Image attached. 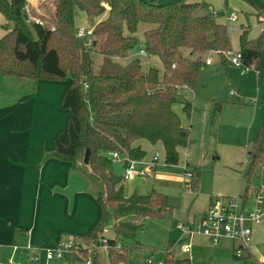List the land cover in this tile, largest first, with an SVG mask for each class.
Wrapping results in <instances>:
<instances>
[{"label": "trees", "instance_id": "1", "mask_svg": "<svg viewBox=\"0 0 264 264\" xmlns=\"http://www.w3.org/2000/svg\"><path fill=\"white\" fill-rule=\"evenodd\" d=\"M54 4L51 26L34 22L29 26L24 0H0V15L7 22L0 38V77L17 81L69 80L62 108L77 119L78 128L75 132L68 126V143L61 145L56 140L53 156L70 163L72 171L82 179L92 177L100 185L95 197L99 216L82 237L83 245L95 251L105 247L108 264H126V255L121 252L124 246L119 241L133 239L145 217L163 219L170 209L165 196L154 190L124 197L122 175L113 173L108 154L115 152L127 160L139 161L145 152L134 143L145 140L162 146L161 159L166 167L177 163V149L186 146L188 130L181 127L171 107L181 100L180 89H195L208 53L216 55L221 65H227L231 51L228 30L209 10L197 14L202 7L190 0H55ZM253 6L261 29L252 38L247 28L239 29L241 69L249 68L262 51L264 13ZM75 11L87 22H96L90 47L75 35ZM139 24L151 26L142 32L140 43L135 35ZM139 46L143 57L158 60V68L142 71L138 58L118 63L133 50L137 52ZM184 49L189 51L187 57L182 53ZM91 50L102 58L97 74L91 70ZM181 104L188 116L190 102L181 100ZM86 149L89 155L83 165ZM263 164L264 117L246 153V176L250 178ZM120 166L123 170L126 160ZM186 171L190 190L195 192L198 173ZM125 216L128 219L121 220ZM107 222L110 235L104 237L101 230ZM117 244L120 251L114 250ZM78 248V254L70 256L71 263L86 259V247ZM95 251L90 255V264H98ZM164 254L162 264H189L188 259L169 257L168 243Z\"/></svg>", "mask_w": 264, "mask_h": 264}, {"label": "crops", "instance_id": "2", "mask_svg": "<svg viewBox=\"0 0 264 264\" xmlns=\"http://www.w3.org/2000/svg\"><path fill=\"white\" fill-rule=\"evenodd\" d=\"M24 1V12L29 25L34 18L51 19L55 0ZM74 14L77 16V23L73 20L75 27H89L81 13L75 11ZM6 24L0 15V38L5 34ZM68 85L69 80L17 81L12 77H0V264L8 259L17 264L46 263L45 249H53L65 239L84 237L98 219L99 208L95 199L75 193L71 199L72 204L69 205L68 199L55 191L65 188L67 178L74 173L70 163L53 156L56 140L61 145H67L68 126L75 132L78 128L77 119L62 108V99ZM219 110L220 104L211 102L200 113L199 110H194V103L193 106L190 103L191 121L184 122L182 117L177 116L181 127L188 130V137L186 146L177 149L178 160L175 167L180 157L179 166L183 172L186 169L198 173L199 183L195 192L184 191L180 176L167 170L166 166L162 167L164 170L161 172L154 167L147 176L140 177L151 178L155 173V177L159 178L156 186L183 191L179 194L186 200L187 208L182 213L176 210L173 216L181 217L183 222L191 223L200 218L210 199L214 197H236L244 201L245 208H249L254 192L259 187H264V183L260 181L262 166L257 169V183L252 184L250 179L254 173L248 178L246 166L238 164L242 153L238 147L235 148L230 166H222L220 159L214 155L218 151ZM172 111L175 113L173 109ZM194 113L198 115L197 123L192 119ZM134 145L139 146L145 155L147 151L151 152L149 158L155 152L162 153L159 143L149 144L145 140H138ZM143 159L144 157L141 160ZM162 163L161 159L160 166H164ZM112 164H118L122 174L120 162ZM203 175L206 178L209 176V182L208 179L203 181ZM125 188L124 197L135 191L133 186ZM165 201L167 204L166 196ZM167 206L170 209L168 204ZM178 224H175L176 229ZM228 243L232 247V254L234 245ZM262 251L264 252V215L260 224L251 226L250 243L243 251L245 256L241 255V258H262ZM33 254L38 256L37 262H30Z\"/></svg>", "mask_w": 264, "mask_h": 264}, {"label": "rangeland", "instance_id": "3", "mask_svg": "<svg viewBox=\"0 0 264 264\" xmlns=\"http://www.w3.org/2000/svg\"><path fill=\"white\" fill-rule=\"evenodd\" d=\"M197 2L201 5V9L196 11L197 14L206 12L207 10L216 13L215 20L226 26L228 30V36L231 45V52H237V36L239 29L245 27L248 30L249 37H256L259 34L260 26L256 23L254 17V6L264 13V0H251V3L245 0H190ZM233 12L236 16V21L229 22L225 20V16ZM36 19V18H34ZM40 20L43 25L51 26L53 19L50 20ZM73 20L77 23V16L73 15ZM96 22H88L90 28L95 25ZM29 25V23H27ZM30 26V25H29ZM76 26V25H75ZM150 25L139 24L136 30V37L138 38V43L142 41V32L148 28ZM127 35V32H123ZM90 47V45H88ZM184 56H188L189 51L182 50ZM90 58L92 61V72L97 74L99 71L100 63L102 58L99 54L95 53V50H91ZM133 58H138L141 63L142 71L148 68L154 67L158 68L160 66L156 58L146 59L145 57L136 54V50H133L128 54V57L122 60H117L118 63L124 64ZM206 59H209V64L202 66L199 71L197 84L193 92L186 91V89H180L178 95L181 100H186L191 103L194 110H199L200 113L204 112V108L209 106L211 102L220 104V110L218 117L220 118L219 138L217 140L218 151L214 154L218 159H220L221 165L230 166L232 163V157L236 152L238 147L240 154L239 165L246 166V153L254 138L256 128L260 120L264 116V40L262 44V51L259 59L252 63L247 71L242 72L240 67L233 66L229 64L226 60L227 65H221L218 62V57L212 53H208ZM242 72V73H241ZM182 94V95H181ZM181 100L175 102L172 105V109L175 111L178 117H182L184 122L191 121V117L186 116V114L181 109ZM192 119L194 123L198 122V115L193 114ZM249 142V143H248ZM156 150L153 149V151ZM158 150V149H157ZM151 152L147 151L142 162H148L150 160ZM159 160L157 161L156 171H163L165 167L160 166V160L162 153L159 151ZM149 158V159H148ZM179 157L178 165L175 167H168L167 170L177 173L181 180L182 185L187 179L184 175L182 168L179 166L181 160ZM184 169V168H183ZM112 170L114 174L121 175V169L118 164H112ZM258 170L254 171V176L251 177V183H257ZM262 179L260 180L264 183V164L262 165V170L260 172ZM203 175V181L208 179L209 176ZM159 178L153 173L151 178H140L133 177L128 182H122L123 188L133 186L134 194L144 195L150 190L164 194L167 197V204L170 206V214H167L163 219H154L150 217H145L142 220L140 227L134 233L133 239L131 240H121L119 243L124 246L122 251L125 256L126 264H144L146 261H152L156 264H162L165 260V249L166 244L170 241L169 246V257L171 258H188L190 264H257L256 260L252 257L248 258H235L232 256L230 249L231 245L222 240L218 245L213 246L210 244L209 240L199 234L192 235H182L175 228V224L186 223L183 222L181 217L173 218L174 212L179 210L180 213L186 210L187 202L179 194L183 192L181 190L177 191L172 188L161 189V187L155 184L159 182ZM86 187L83 191L77 192L76 194L82 197L90 196L95 199L97 192L100 190V185L92 177H86ZM259 181V183H260ZM85 182V181H84ZM199 183V181H198ZM72 204V203H71ZM127 217V216H125ZM123 217L121 220H127ZM196 219V218H195ZM190 226V223H186ZM110 222L105 225L106 235H110ZM194 230V228H191ZM77 243H80L82 247H86V259L92 253V246H84L82 238L76 239ZM185 243L189 244V252L183 253L181 246ZM234 245V244H233ZM235 246V245H234ZM114 250L120 251V248L115 247ZM96 260L98 264H108L106 260V249L104 247L98 248L96 251ZM72 254H76L74 251ZM78 254V253H77ZM72 256V255H71ZM242 256H245L242 251ZM260 256L264 258V252L262 251ZM26 261V260H25ZM31 262V261H30ZM84 261H81L83 264ZM24 264H27L24 262ZM29 264H77L71 263L70 255L64 256L62 259H52L46 263H29Z\"/></svg>", "mask_w": 264, "mask_h": 264}, {"label": "built area", "instance_id": "4", "mask_svg": "<svg viewBox=\"0 0 264 264\" xmlns=\"http://www.w3.org/2000/svg\"><path fill=\"white\" fill-rule=\"evenodd\" d=\"M211 16L215 19L216 13L210 11ZM225 20L229 22L236 21V16L233 12L228 13L225 16ZM32 22L42 24L40 20L32 19ZM91 30L90 27H78L75 31V35L78 38L83 39V44L85 46L91 43ZM139 56H144V52L139 46L136 52ZM227 60L229 64L240 67V57L238 52H229L227 55ZM209 64V59H205V65ZM251 67V66H250ZM249 67V68H250ZM249 68L242 69L241 71H247ZM241 72V73H242ZM111 162H121L125 161L127 166L122 170V182H126L133 177H144L147 176L152 168L157 165L159 160V154L157 152L153 153L148 162L131 161L127 160L126 157H120L117 153H109ZM164 165V163H162ZM186 169H184L185 171ZM187 178L183 183L184 191H191L189 181V173L186 171L184 173ZM251 206L249 208L244 207V201L238 198H223L214 197L210 199L207 208L203 215L196 221L190 223V226L186 223H179L177 229L182 235H192L199 234L209 240L210 244L216 246L220 241L225 240L234 244L233 257L241 258L242 251L248 248L251 239V226L258 225L262 221L264 215V187H259L251 199ZM106 228L101 230V235L105 237ZM78 247H81L80 243L76 242V239H65L60 241L57 246L53 249H45L44 260L49 261L52 259L60 260L64 256H71L74 251L78 252ZM98 247V246H94ZM103 247V246H102ZM119 248V244L116 245ZM28 248V247H27ZM105 248V247H104ZM189 244L185 243L181 246L183 253L189 252ZM92 253L95 251L91 247ZM28 250V249H27ZM91 253V254H92ZM30 261L37 262L38 256L33 254L30 256ZM257 264H264V258H259L256 260ZM4 264H17L11 259H8ZM83 264H90V258L84 260Z\"/></svg>", "mask_w": 264, "mask_h": 264}, {"label": "water", "instance_id": "5", "mask_svg": "<svg viewBox=\"0 0 264 264\" xmlns=\"http://www.w3.org/2000/svg\"><path fill=\"white\" fill-rule=\"evenodd\" d=\"M88 155L89 150L86 149L82 157L83 165L87 164ZM85 187L86 184L84 180L78 174L72 173L67 178L66 187L63 189H55V191L64 195L68 199V204L70 205L73 194L83 191Z\"/></svg>", "mask_w": 264, "mask_h": 264}]
</instances>
